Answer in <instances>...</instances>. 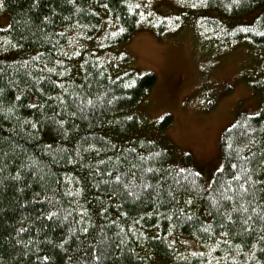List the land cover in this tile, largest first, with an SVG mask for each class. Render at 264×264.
<instances>
[{
    "label": "trees",
    "instance_id": "16d2710c",
    "mask_svg": "<svg viewBox=\"0 0 264 264\" xmlns=\"http://www.w3.org/2000/svg\"><path fill=\"white\" fill-rule=\"evenodd\" d=\"M185 24L264 73V0H0V264H264V102L209 185L137 133L126 45Z\"/></svg>",
    "mask_w": 264,
    "mask_h": 264
},
{
    "label": "rangeland",
    "instance_id": "374dc122",
    "mask_svg": "<svg viewBox=\"0 0 264 264\" xmlns=\"http://www.w3.org/2000/svg\"><path fill=\"white\" fill-rule=\"evenodd\" d=\"M126 50L130 67L156 76L135 109L137 133L167 143L175 165H189L209 185L221 168L219 141L225 128L239 113L255 114L264 102L263 54L245 42L231 50L219 48L196 37L187 24L160 35L137 31ZM166 114L171 121L159 130V119ZM184 154L190 155L189 161Z\"/></svg>",
    "mask_w": 264,
    "mask_h": 264
}]
</instances>
